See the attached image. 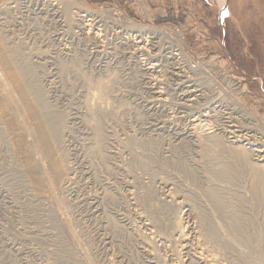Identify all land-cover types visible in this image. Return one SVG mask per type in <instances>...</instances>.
Wrapping results in <instances>:
<instances>
[{
	"label": "rangeland",
	"instance_id": "obj_1",
	"mask_svg": "<svg viewBox=\"0 0 264 264\" xmlns=\"http://www.w3.org/2000/svg\"><path fill=\"white\" fill-rule=\"evenodd\" d=\"M263 128L264 0H0V264H264Z\"/></svg>",
	"mask_w": 264,
	"mask_h": 264
},
{
	"label": "bare ground",
	"instance_id": "obj_2",
	"mask_svg": "<svg viewBox=\"0 0 264 264\" xmlns=\"http://www.w3.org/2000/svg\"><path fill=\"white\" fill-rule=\"evenodd\" d=\"M220 2H222V3H224V0H220ZM63 5H64V3H63ZM66 6V5H65ZM87 13H89L90 14V11H87ZM80 14V13H79ZM85 14V13H84ZM85 16V15H84ZM88 16V15H87ZM86 17V16H85ZM82 18V17H81ZM130 29L132 30V31H134V32H137V33H141L142 34V36L143 35H145V37L146 36H148V35H151L152 33H154V34H157V33H159L158 31H152L150 28H148V26H143V25H138V24H134V23H131V25H130ZM169 34V33H168ZM167 34V35H168ZM153 36V35H152ZM160 36V35H159ZM162 36V35H161ZM140 37H141V35H140ZM150 37V36H149ZM163 37H165V35L163 34ZM144 38V37H143ZM167 38V37H166ZM177 51H180V49H178ZM184 53V52H183ZM179 55H183L182 54V52L181 53H179ZM184 56V55H183ZM169 57V56H168ZM225 79V78H224ZM193 80V79H192ZM212 80V79H211ZM229 81V80H228ZM103 82L104 81H99L98 83H96L97 84V86H98V88H100V90H99V92H98V95L99 96H97V94L95 95L94 94V97H97L99 100H101V99H103V97H104V95H105V91L106 90H104V86H103ZM233 83V82H232ZM229 84V83H228ZM235 84V83H234ZM109 85V84H108ZM232 87V86H231ZM220 94V93H219ZM191 95V94H190ZM229 95V94H228ZM220 96V95H219ZM230 97V96H229ZM95 99V98H94ZM189 99V98H188ZM93 100V99H92ZM193 100V99H192ZM243 100V99H242ZM94 101H96V99L94 100ZM98 101V100H97ZM152 101V100H151ZM227 101H230V100H227ZM237 101V100H236ZM189 102V101H188ZM226 102V101H225ZM230 103V102H229ZM234 103V102H233ZM238 103V102H237ZM236 102L234 103L235 104V106H236V108L243 114V115H245L246 116V119L247 118H249V117H251V114L249 113V112H247L246 111V109H245V107L242 105V106H240V104L238 105ZM89 104V103H88ZM196 105V104H195ZM90 107V106H89ZM206 107V106H205ZM92 110V109H91ZM196 110V109H195ZM198 110V109H197ZM214 114V113H213ZM198 115V114H197ZM209 115V114H208ZM249 116V117H248ZM252 117H253V115H252ZM245 118V117H244ZM218 119V118H217ZM236 119V118H235ZM245 119V120H246ZM256 119V118H255ZM203 120V119H202ZM254 120V119H253ZM212 121V120H211ZM217 121V120H216ZM199 122V121H198ZM202 122V121H201ZM259 122V121H258ZM257 122V123H258ZM250 123V122H249ZM253 123H256L255 121L253 122ZM199 125H201V124H199ZM213 125V124H212ZM252 125H254L255 127H256V129H257V127H258V125H256V124H252ZM261 125V124H260ZM217 126V125H216ZM242 126V125H241ZM262 126V125H261ZM198 127H200V129L198 128ZM194 126L193 127V129L192 130H194L193 132L197 135L196 136V138L198 139V140H200V138L201 137H203L202 136V134L201 133H198L199 132V130H204L205 128H202L201 129V126ZM263 127V126H262ZM258 128H260V126L258 127ZM188 129V128H187ZM255 129V130H256ZM264 129V128H263ZM197 130V131H196ZM226 130V129H225ZM217 131V130H216ZM232 131V130H231ZM264 131V130H263ZM206 132H207V130H206ZM233 132H235V131H233ZM260 132V131H259ZM258 132V133H259ZM180 133V132H179ZM203 133V132H202ZM217 133V132H216ZM204 134V133H203ZM218 134V133H217ZM215 135V136H213V138H211L212 139V143H215V141L216 140H218L219 142H223V137L222 136H219V135ZM222 134H223V132H222ZM213 135V134H212ZM240 135V134H239ZM185 136V135H184ZM97 137L98 138H101L102 137V135H101V133H100V129L98 128L97 129ZM242 137V136H241ZM261 137V136H260ZM226 138V137H225ZM233 138H235V137H233ZM238 138V137H237ZM192 139V138H191ZM209 139V138H208ZM239 139H241V138H239ZM225 140V139H224ZM226 140H227V138H226ZM245 140V139H244ZM257 140V139H256ZM239 140H237V142H238ZM254 141V140H253ZM199 142H202V141H199ZM236 142V141H235ZM257 142V141H256ZM227 143H229V142H227ZM195 144V143H194ZM251 147H254V149H252V148H247V147H245V145H240L239 144V142H238V144H234V142L233 143H230V144H226V143H223L222 144V147L223 148H225L227 151H229V152H231V153H233V154H235L238 158H240V159H242L246 164H247V166H248V170L253 174L252 176H253V178H255V179H257L258 181H259V183L261 184V186H259V188H260V190H261V192L264 194V158L261 160L260 158L261 157H264L263 156V154H264V150H262L260 147L258 148V147H256V143H255V145L253 144V142H252V144L250 143L249 144ZM261 149V150H260ZM255 158V159H254ZM258 158V159H257ZM36 177V176H35ZM165 194V193H164ZM169 194L170 193H168V196H169ZM173 194V193H172ZM169 198V197H168ZM172 198V197H171ZM169 201V200H168ZM177 201V200H176ZM172 203V202H171ZM180 203V202H179ZM142 217V216H141ZM179 218H181L180 216H179ZM182 220V219H181ZM181 220L179 221V220H176L175 221V223H174V229H175V231H176V234L178 235V236H176V237H178L179 239H178V244L180 245V243H182L181 245H182V247H184V245H186V243H188V240H186L187 238H186V233L184 232L185 230H186V227L184 228L183 227V225L184 224H182V222H181ZM185 229V230H184ZM151 230V229H150ZM190 232V231H189ZM153 233V232H152ZM188 236V235H187ZM153 238V237H152ZM158 238V237H157ZM189 238V237H188ZM177 240V239H176ZM175 240V241H176ZM190 240V239H189ZM201 242V241H200ZM176 243H177V241H176ZM175 243V244H176ZM195 243V242H194ZM177 245V244H176ZM203 245V244H202ZM187 246V245H186ZM185 246V247H186ZM178 248V247H177ZM205 248V247H204ZM203 248V249H204ZM153 249V248H152ZM208 249V248H207ZM205 250L206 252L208 251L209 252V250ZM197 250V249H196ZM202 250V249H201ZM200 250V251H201ZM197 252V251H196ZM195 252V253H196ZM195 253H194V255H195ZM205 253V252H204ZM213 253V252H212ZM197 254V253H196ZM200 254L201 255H198V256H202V251L200 252ZM206 254H211V252H209V253H206ZM205 254V255H206ZM214 254V253H213ZM214 256V255H213ZM215 256H216V254H215ZM196 257V256H195ZM194 257V258H195ZM199 257V258H200ZM207 257V256H206ZM210 257V258H209ZM208 258L210 259V260H207V259H205V261L207 260L208 262L209 261H213L214 263L217 261H214V259L213 258H215V257H212V256H209ZM201 258H203V257H201ZM200 258V259H201ZM213 260H212V259ZM216 258L218 259V257L216 256ZM160 259V258H159ZM203 259V260H204ZM198 260V259H197ZM202 260V261H203ZM218 260H220V259H218ZM204 261V262H205ZM176 262V261H175ZM179 262V261H178ZM200 262V261H199ZM211 263V264H214V263ZM218 262V261H217ZM177 263V262H176ZM205 263H207V262H205ZM210 263V262H209ZM221 263H222V261H221ZM217 264V263H216ZM219 264V263H218Z\"/></svg>",
	"mask_w": 264,
	"mask_h": 264
},
{
	"label": "snow or ice",
	"instance_id": "obj_3",
	"mask_svg": "<svg viewBox=\"0 0 264 264\" xmlns=\"http://www.w3.org/2000/svg\"><path fill=\"white\" fill-rule=\"evenodd\" d=\"M225 15H227V13H225Z\"/></svg>",
	"mask_w": 264,
	"mask_h": 264
}]
</instances>
